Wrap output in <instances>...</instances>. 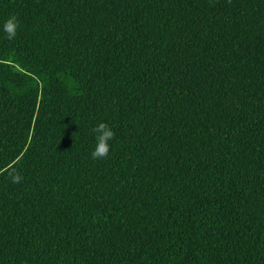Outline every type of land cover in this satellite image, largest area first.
Here are the masks:
<instances>
[{"label": "trees", "instance_id": "16d2710c", "mask_svg": "<svg viewBox=\"0 0 264 264\" xmlns=\"http://www.w3.org/2000/svg\"><path fill=\"white\" fill-rule=\"evenodd\" d=\"M0 264H264V0H0Z\"/></svg>", "mask_w": 264, "mask_h": 264}, {"label": "clouds", "instance_id": "9594fccd", "mask_svg": "<svg viewBox=\"0 0 264 264\" xmlns=\"http://www.w3.org/2000/svg\"><path fill=\"white\" fill-rule=\"evenodd\" d=\"M20 27L19 20L16 16H12L4 22L3 31L9 40L15 39L17 30ZM95 134L96 146L91 153L93 159H106L110 152L109 141L115 139V132L109 124L101 122L92 129ZM13 183H19L23 177L16 171L10 173Z\"/></svg>", "mask_w": 264, "mask_h": 264}]
</instances>
